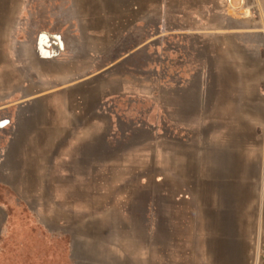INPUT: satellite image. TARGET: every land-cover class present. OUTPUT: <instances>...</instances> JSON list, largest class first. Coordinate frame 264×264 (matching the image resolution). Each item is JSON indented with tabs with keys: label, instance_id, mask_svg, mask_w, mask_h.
Here are the masks:
<instances>
[{
	"label": "crops",
	"instance_id": "crops-1",
	"mask_svg": "<svg viewBox=\"0 0 264 264\" xmlns=\"http://www.w3.org/2000/svg\"><path fill=\"white\" fill-rule=\"evenodd\" d=\"M236 1L0 0L3 34L6 19L44 2L63 20L51 30L56 48L80 52L56 60L62 66L23 95L20 83L0 89V111H28L22 130L41 149L31 152L42 156L35 167L17 166L13 178L71 179L73 154L98 178L126 165L125 155L148 158L141 163L159 168L161 220L181 236L209 227L205 241L220 247L214 264L255 262L264 241V34L251 0ZM49 39H39L41 51ZM111 51L123 53L102 62ZM136 98L155 116L139 128L128 113ZM137 129L160 134L137 149L134 134L124 135ZM5 179L3 168L2 186Z\"/></svg>",
	"mask_w": 264,
	"mask_h": 264
},
{
	"label": "rangeland",
	"instance_id": "rangeland-1",
	"mask_svg": "<svg viewBox=\"0 0 264 264\" xmlns=\"http://www.w3.org/2000/svg\"><path fill=\"white\" fill-rule=\"evenodd\" d=\"M48 6L29 4L22 18L5 20L4 34L0 19V89L5 85L17 90L20 83L23 95L31 89L28 85L51 76L55 64L62 66L56 60L80 53L56 48L61 39L51 30L61 28L63 20L51 19ZM43 33L50 37L45 51L38 47ZM121 53L107 52L102 62ZM134 58L137 64L142 62L143 52ZM120 108L127 113L122 103ZM153 109L136 98L128 113L139 128L138 122L154 121ZM29 122L28 111L17 113L11 107L0 111V170L5 168L7 183L0 184V264H214L219 260L211 251L220 247L205 241L209 227L192 228L197 234L181 236L173 222L168 225L160 219L159 168L154 162L141 163L148 158L125 155L126 165L98 178L96 172L80 170L73 154L71 179H56L53 185L45 172L34 178L35 173L23 171L25 177L13 178L15 167H35L42 157L31 154L39 148L29 146L24 134L28 131L22 130L21 125ZM128 133L134 134L137 149L147 147L146 137L155 140L160 134L137 129L124 135Z\"/></svg>",
	"mask_w": 264,
	"mask_h": 264
},
{
	"label": "built area",
	"instance_id": "built-area-1",
	"mask_svg": "<svg viewBox=\"0 0 264 264\" xmlns=\"http://www.w3.org/2000/svg\"><path fill=\"white\" fill-rule=\"evenodd\" d=\"M247 0H237V4H244ZM232 4L233 0H225ZM251 14L261 20V32L264 34V0H251ZM254 264H264V241L260 242Z\"/></svg>",
	"mask_w": 264,
	"mask_h": 264
},
{
	"label": "bare ground",
	"instance_id": "bare-ground-1",
	"mask_svg": "<svg viewBox=\"0 0 264 264\" xmlns=\"http://www.w3.org/2000/svg\"><path fill=\"white\" fill-rule=\"evenodd\" d=\"M45 33H43L42 35H44ZM55 45H56V43H55Z\"/></svg>",
	"mask_w": 264,
	"mask_h": 264
}]
</instances>
